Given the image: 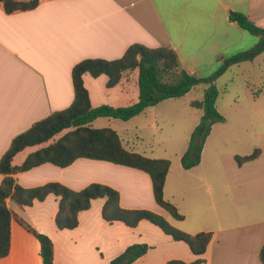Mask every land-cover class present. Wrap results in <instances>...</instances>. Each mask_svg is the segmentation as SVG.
<instances>
[{
    "label": "crops",
    "instance_id": "crops-1",
    "mask_svg": "<svg viewBox=\"0 0 264 264\" xmlns=\"http://www.w3.org/2000/svg\"><path fill=\"white\" fill-rule=\"evenodd\" d=\"M231 12L245 14L264 28V0H42L33 10L12 14L0 4V159L14 137L73 104L72 71L84 60L114 61L134 44L171 47L189 74L199 78L213 75L222 60L259 42L258 37L252 40L247 31L230 21ZM138 78V70L126 72L118 85L108 88L107 76L94 78L86 74L84 82L91 106L120 108L137 103ZM113 130L121 138L119 130ZM136 140L140 138L136 136ZM121 141L129 151L148 157L137 151L135 144H125L122 138ZM206 145L207 141L197 167L185 170L182 155L180 164L171 163L165 197L184 216L181 221L157 204L151 177L136 168L81 158L67 168L46 163L16 175V179L24 188L50 182L75 191L94 183L108 185L120 193L124 209L151 210L191 235L211 232L212 241L203 255L205 264H262L264 199L251 198L257 184H264V170H198L204 163ZM41 147L19 153L14 165H21ZM263 157L262 149L257 159L240 167L257 163ZM2 181L0 175V186ZM205 189L211 194L218 190L228 201L217 207L214 196ZM232 193L234 199L240 200L239 208L228 206ZM7 203L14 214L11 250L0 264H43L40 242L20 220L52 240L54 264H111L134 244L151 247L134 264H166L171 260L191 263L200 258L175 246L182 242L174 241L148 221H141L136 228L105 221L104 199L94 200L89 210L81 212L79 225L73 230L57 228L59 202L53 195L30 207L12 200Z\"/></svg>",
    "mask_w": 264,
    "mask_h": 264
},
{
    "label": "trees",
    "instance_id": "trees-1",
    "mask_svg": "<svg viewBox=\"0 0 264 264\" xmlns=\"http://www.w3.org/2000/svg\"><path fill=\"white\" fill-rule=\"evenodd\" d=\"M42 0H0L6 13L30 11L37 8ZM229 19L238 26L257 36L259 42L251 49L222 60L219 69L210 77L199 78L183 69L177 52L171 47L149 48L141 44L131 45L124 56L114 61L87 59L75 65L72 79L75 89L73 104L65 110L52 113L47 118L33 124L27 131L12 140L8 151L0 159V259L6 258L11 250V225L14 214L7 201L12 200L24 207L33 206L36 201L43 202L50 195L59 202L56 226L59 230H73L79 225V215L92 207L97 199H104L102 217L109 223L121 222L127 227L136 228L141 221H148L159 227L176 242L185 243L190 251L200 257L194 262L171 260L166 264H205L203 255L210 245L213 234L201 232L188 234L174 227L165 217L147 209H124L120 205V193L104 184L94 183L80 191H75L61 183L50 182L34 188H24L17 182L16 175L27 172L46 163L61 168L71 166L76 160L87 158L107 161L118 165L136 168L147 173L152 180L154 197L159 206L170 216L181 221L184 216L178 208L165 197V185L171 169L167 159H151L129 151L122 144L117 131L111 128L98 129L93 123L99 118L129 121L148 108L159 103L186 96L199 85H205L202 100L191 102V106L203 111V116L193 131L188 149L181 157L185 170L200 165L205 143L214 125L223 123L224 116L217 108L219 90L217 80L232 67L255 60L264 53V28L256 25L247 15L231 12ZM138 70L139 101L128 107L115 108L102 105L91 106L89 91L84 76L94 78L108 77V88L119 84L126 72ZM68 131L61 139L29 154L19 166L14 165L15 157L27 148L41 146L57 135ZM260 150L249 156L235 159L239 166L257 159ZM20 223L34 235L41 245L43 264H54V244L45 234L36 231L24 220ZM151 247L147 244L129 246L111 264H134L145 256ZM264 264V246L260 252Z\"/></svg>",
    "mask_w": 264,
    "mask_h": 264
},
{
    "label": "rangeland",
    "instance_id": "rangeland-1",
    "mask_svg": "<svg viewBox=\"0 0 264 264\" xmlns=\"http://www.w3.org/2000/svg\"><path fill=\"white\" fill-rule=\"evenodd\" d=\"M248 37L254 41L258 39L249 32ZM249 40L247 39V47L251 45ZM216 85L220 94L217 108L225 121L213 126L207 140L204 163L198 170H264V157L246 167H240L235 159L237 156L253 154L257 149L264 150V54L253 61L232 67L217 80ZM204 90L205 85H199L186 97L163 101L154 109L146 110L131 119L129 123L114 119L109 123L108 118H100L93 126L98 129L109 126L118 129L125 144H135L137 151L146 153L148 157L168 159L173 165H178L203 116V111L192 107L190 101L202 100ZM67 132L41 146L56 142ZM136 136L140 138L138 142ZM263 186L264 184H257L251 199L263 201ZM204 191L214 196L217 207H221L223 201H228L218 190H214L212 194L206 189ZM234 198L232 193L228 206L239 208L240 200ZM169 219L173 222L171 217ZM176 244L175 246L191 254L185 243Z\"/></svg>",
    "mask_w": 264,
    "mask_h": 264
}]
</instances>
